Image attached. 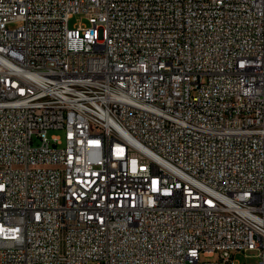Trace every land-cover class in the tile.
I'll return each mask as SVG.
<instances>
[{
  "label": "built area",
  "instance_id": "1",
  "mask_svg": "<svg viewBox=\"0 0 264 264\" xmlns=\"http://www.w3.org/2000/svg\"><path fill=\"white\" fill-rule=\"evenodd\" d=\"M0 264H264V0H0Z\"/></svg>",
  "mask_w": 264,
  "mask_h": 264
},
{
  "label": "rangeland",
  "instance_id": "2",
  "mask_svg": "<svg viewBox=\"0 0 264 264\" xmlns=\"http://www.w3.org/2000/svg\"><path fill=\"white\" fill-rule=\"evenodd\" d=\"M81 15L80 14H74V15H72L69 19H68V26L70 27V26H72L74 23H76L77 22V20H78V18L80 17ZM81 22L82 23H85V20H83L82 18H81ZM52 134H56V135H58V136H61V130H58V129H53V130H47V132H46V135L47 136H50V135H52ZM244 254H246V255H250V254H252V252H246V253H244ZM236 259H238V260H240V261H243V255L242 254H238V255H236ZM247 262H254V259H252V258H250V259H247L246 260Z\"/></svg>",
  "mask_w": 264,
  "mask_h": 264
}]
</instances>
